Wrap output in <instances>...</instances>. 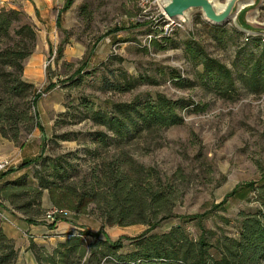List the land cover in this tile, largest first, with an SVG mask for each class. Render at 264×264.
I'll return each mask as SVG.
<instances>
[{
    "label": "rangeland",
    "instance_id": "1",
    "mask_svg": "<svg viewBox=\"0 0 264 264\" xmlns=\"http://www.w3.org/2000/svg\"><path fill=\"white\" fill-rule=\"evenodd\" d=\"M210 1L224 5L228 0ZM165 4V0H74L63 13L62 27L54 30H41L33 17L24 18L34 25L36 43L24 61L22 77L33 84L32 96L37 98L30 111L37 114L39 126L21 128L16 139L0 134V161H8L0 168V185L21 176L33 185L36 161L44 155L74 157L83 174L96 166L111 169L126 159L143 167L146 181L171 191V209L159 214L151 229L142 223L106 225L93 205L87 213H54L46 190L37 200L40 205L25 208L19 205L35 199L33 193L8 198L0 192V227L7 234L14 232L10 239L17 250L15 264H35L33 244H43L49 252L56 241L78 231L121 240L119 252L126 253L132 249L128 238L179 226L190 239L205 237L213 251L223 237L238 236L243 215L259 209L258 188L264 184V91H251L238 82L232 95L216 93L200 80V65L186 59L184 42L198 43L237 73L242 69L237 58L260 53L246 38L264 37V0H240L234 17L219 25L206 20L199 8L177 18L161 16ZM163 36L170 38L167 48L150 45V39ZM34 56L39 61L35 74L29 75L25 64ZM172 74H179L180 82L173 81ZM126 78L135 80L130 89L108 88ZM148 95L193 104L177 109L180 124L145 130L108 147L90 140L89 133L106 131L90 118L91 111H108L113 104ZM195 105L199 111L193 110ZM22 191L20 186L10 190ZM83 238L88 247L92 237ZM105 258L87 264H110Z\"/></svg>",
    "mask_w": 264,
    "mask_h": 264
},
{
    "label": "trees",
    "instance_id": "2",
    "mask_svg": "<svg viewBox=\"0 0 264 264\" xmlns=\"http://www.w3.org/2000/svg\"><path fill=\"white\" fill-rule=\"evenodd\" d=\"M73 2L65 0L64 8H69ZM24 18L26 15L20 10L0 8V134L11 139H16L23 127L30 130L35 125L39 126L37 114L32 115L30 111L31 107H35L37 98L36 95L32 96L33 84L22 77L24 61L33 52L36 43L34 25L24 21ZM211 27L218 33L223 32L218 26ZM246 39L260 53L237 58L238 65L242 67L237 73L208 55L194 41L184 42V53L190 63L200 65V80L207 81L222 96L235 93L238 82L251 91L258 88L264 91V37ZM169 41L170 38L166 36L152 38L150 45L155 49H165ZM61 54L62 46H59L57 57ZM171 78L180 82L179 74H172ZM132 81L135 80L126 78L123 84L111 82L108 88L128 90L133 86ZM190 104L193 103L168 99L162 95H148L128 103L113 104L108 111H91L89 116L94 123L104 126L112 135L97 130L89 133L90 140L98 146L108 147L122 144L145 130L180 124L182 118L177 109ZM193 110L199 111L200 108L195 105ZM87 152L95 154L92 150ZM68 156H41L36 161L39 167L33 172V185L21 176L2 182L0 192L8 198L33 193L35 199L19 205L25 208L32 204L40 205L37 200L46 190L54 208L87 213L89 206L93 205L106 225L142 223L151 229L157 225L158 215L171 209V191L142 178L148 177V173L145 174L141 165L135 166L131 161L120 159L119 164L111 169L96 166L83 174L78 163L73 162L74 157L68 159ZM18 186L24 191L10 192ZM258 199L259 209L242 216L238 236L223 237L213 251L205 237L190 239L179 226L161 234L148 230L128 238L132 249L126 253L119 252L123 247L121 240L102 239L100 232L89 231L70 232L65 240L59 241L49 252L34 244L31 248L37 264H87L90 259L100 262L105 257V261L110 264H264V184L258 188ZM85 235L92 237L88 247L83 238ZM16 258L17 250L12 239L0 227V264H15Z\"/></svg>",
    "mask_w": 264,
    "mask_h": 264
},
{
    "label": "crops",
    "instance_id": "3",
    "mask_svg": "<svg viewBox=\"0 0 264 264\" xmlns=\"http://www.w3.org/2000/svg\"><path fill=\"white\" fill-rule=\"evenodd\" d=\"M13 1L14 0H0V7H5V8L12 7L18 9L21 8L24 11L22 12L25 15H27L29 18L33 17L34 23L41 30H47L49 29V27L51 30H54L56 28H61L63 13L66 12L71 7L70 6L67 9L64 8L65 0H18V2L16 3H14ZM58 4H62V6L57 8L56 6ZM54 8H57L55 12H54ZM38 61H39V57L34 56L30 61H28V63L25 64V71L28 70L29 75L35 74V67L37 66ZM3 230L7 237L9 238L15 237L14 232L7 234V231L5 229ZM35 245L39 247H44V245L40 243H36ZM35 264H37L36 260H35Z\"/></svg>",
    "mask_w": 264,
    "mask_h": 264
},
{
    "label": "water",
    "instance_id": "4",
    "mask_svg": "<svg viewBox=\"0 0 264 264\" xmlns=\"http://www.w3.org/2000/svg\"><path fill=\"white\" fill-rule=\"evenodd\" d=\"M238 2L240 0H228L223 10L217 11L210 0H168L162 6L161 16L177 18L183 16L191 8H199L206 20L219 25L234 17Z\"/></svg>",
    "mask_w": 264,
    "mask_h": 264
},
{
    "label": "built area",
    "instance_id": "5",
    "mask_svg": "<svg viewBox=\"0 0 264 264\" xmlns=\"http://www.w3.org/2000/svg\"><path fill=\"white\" fill-rule=\"evenodd\" d=\"M8 163V161L7 160H2V161H0V168H3V167H5V165ZM66 210H60V209H56V208H54V213L55 212H58V213H62V212H65ZM53 213V214H54Z\"/></svg>",
    "mask_w": 264,
    "mask_h": 264
},
{
    "label": "bare ground",
    "instance_id": "6",
    "mask_svg": "<svg viewBox=\"0 0 264 264\" xmlns=\"http://www.w3.org/2000/svg\"><path fill=\"white\" fill-rule=\"evenodd\" d=\"M167 1H168V0H165V3H167ZM225 5H226V4H224V5L214 4V6H215V8H216L217 11H221V10H223L224 7H225Z\"/></svg>",
    "mask_w": 264,
    "mask_h": 264
}]
</instances>
